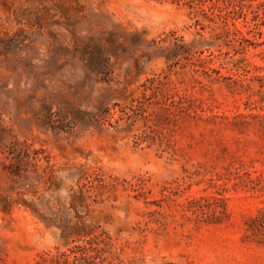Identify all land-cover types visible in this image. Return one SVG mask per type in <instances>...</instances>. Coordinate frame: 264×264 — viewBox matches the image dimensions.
<instances>
[{"label": "rangeland", "instance_id": "rangeland-1", "mask_svg": "<svg viewBox=\"0 0 264 264\" xmlns=\"http://www.w3.org/2000/svg\"><path fill=\"white\" fill-rule=\"evenodd\" d=\"M212 4L0 0V264H264V0Z\"/></svg>", "mask_w": 264, "mask_h": 264}, {"label": "trees", "instance_id": "trees-1", "mask_svg": "<svg viewBox=\"0 0 264 264\" xmlns=\"http://www.w3.org/2000/svg\"><path fill=\"white\" fill-rule=\"evenodd\" d=\"M173 1L177 3L182 2L184 5H187L190 8L197 9V13L203 15L206 18H209L211 21H213L214 19L219 20L224 24V26L227 25L228 18L235 19V14H236L235 11H232V10L223 11L217 6H215L214 4L208 6L207 9L203 8V6L207 4V2H214L216 0H173ZM257 29H258V25L254 24L253 27H249L246 34L249 35L251 33L253 34L257 33V35L261 36V32L258 31ZM226 33H229V32H226ZM233 35L236 36L235 33H233ZM237 42L240 45L244 43L252 44V42L249 39L243 36L239 37L237 39Z\"/></svg>", "mask_w": 264, "mask_h": 264}]
</instances>
